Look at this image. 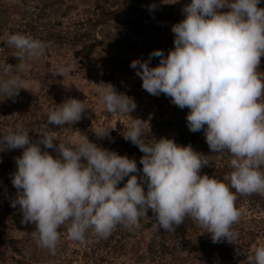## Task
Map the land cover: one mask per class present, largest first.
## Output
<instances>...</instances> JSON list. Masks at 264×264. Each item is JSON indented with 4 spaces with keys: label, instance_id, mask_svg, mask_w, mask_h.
<instances>
[{
    "label": "clouds",
    "instance_id": "obj_1",
    "mask_svg": "<svg viewBox=\"0 0 264 264\" xmlns=\"http://www.w3.org/2000/svg\"><path fill=\"white\" fill-rule=\"evenodd\" d=\"M260 3L191 0L182 9L185 18L172 26L174 48L166 56L163 50H155L147 60L130 64L149 94H164L175 106L189 109V131L203 130L210 152L217 155H205L191 144L181 146L169 138L147 143L142 134L149 124L139 118H131L123 138L144 154L139 161L142 171L135 159L98 146L79 131V142L71 147L54 143L47 132L32 140L22 125L0 136V151L23 149L15 158L17 171L11 182L17 196L11 206H20L22 224L35 225L31 235L39 247L55 256L61 227L81 244L91 243V235L107 239L117 226L139 229L149 210L157 232L163 228L174 233L190 217L211 234L213 243L235 244L239 233L233 225L241 217L238 195H264V71L260 70L264 8L258 7ZM149 8L154 10L155 5ZM6 43L25 62L42 56L48 47L19 33L10 35ZM156 57L159 65L150 67ZM13 68L0 63V93L7 98L24 89ZM65 74L61 66L55 76ZM95 86L107 112L129 115L136 109L134 99L118 93L113 85ZM85 110L84 102L68 99L49 113L43 127L72 125ZM109 130L100 127L94 133L98 139H111ZM225 155L232 169L225 177L228 183L201 175L204 167H212L215 159ZM249 259L264 264V245L256 247Z\"/></svg>",
    "mask_w": 264,
    "mask_h": 264
},
{
    "label": "trees",
    "instance_id": "obj_2",
    "mask_svg": "<svg viewBox=\"0 0 264 264\" xmlns=\"http://www.w3.org/2000/svg\"><path fill=\"white\" fill-rule=\"evenodd\" d=\"M18 1L23 4L27 0ZM172 1L98 0L94 4V10L84 20L81 19L72 26L64 27L62 19L69 15L73 7L66 6L65 0H38L41 4L38 20H51L54 17L57 19L51 24L44 22L38 33L35 32L36 27L32 22L27 23L25 27L31 33L29 36L45 42L48 45L45 52L50 49L54 52L64 49L79 52L82 56L77 63H74L68 74L52 78L50 85L41 83L44 82L43 77L35 75L37 87L19 90L21 94L12 98L0 94L4 100H10L14 106L13 110L17 113L11 123L0 120V136L6 135L9 131H15L17 125H22L24 129L30 131L29 136L32 140L39 139V133L47 132L56 140L54 143L64 142L71 147L70 138L76 137L77 131L90 132L91 121L88 114L94 106L101 105L99 89L93 94H87L86 91L97 88L95 85L103 82L113 85L118 93L126 94L134 99L137 107L130 116L147 122L150 127H145L143 130L142 139L145 142H154L153 138L157 141L162 137L169 138L174 139L181 146L191 144L195 151L209 154L210 149L205 141L203 130L193 133L187 127L186 116L189 109H180L171 103V98L164 94L159 96L149 94L142 88V80L135 74L136 70L130 67L132 61L147 60L149 54L155 50H163L166 56L169 50L174 48L172 26L185 18L182 9L191 0ZM150 5H155V9L150 10ZM258 7L264 8V0H261ZM2 23L0 19V29L3 28ZM98 37L102 39V44L97 54L106 52V56L111 58L105 59L106 56H104L100 62H97V68L101 71L95 73L97 80L91 81L96 69L89 65L86 56L96 53ZM8 46L6 42L0 41V47H3L0 63L6 62L12 65L13 73L22 63L29 64L32 61L18 60L15 57L17 50ZM159 60V57L153 58L149 66H158ZM260 70L264 71V57L261 58ZM71 77L76 78V82L71 80ZM124 79H126V86L131 85L127 89H124ZM88 83L89 87L86 85ZM71 98L84 102L86 110L82 119L72 125H48L47 129L44 128L43 124L47 123L49 113ZM153 111L155 113L152 114ZM118 114L120 113H116ZM102 115L111 121V115L114 114L105 110L102 111L99 119ZM130 124L131 120L124 122L117 120L114 125L112 124L113 126L107 125V128H110L111 139L97 138L93 141L98 146L115 151L121 156L127 155L130 159H135L138 169L142 171L143 166L139 161L144 154L131 141L123 138ZM93 134L86 135L92 137ZM41 148L54 157L57 155L53 149H44L43 146ZM22 152L23 149L0 151V195L6 191L12 193L16 190L11 180L12 174L17 171L15 158L20 157ZM222 158L229 159L226 155ZM231 171L228 160L213 162L212 167L206 166L201 170V175L214 176L228 183L225 177ZM126 180L127 178L119 187H123ZM244 206L249 209L248 215H241L239 222L233 225L239 233L235 244L227 241L213 243L211 234L190 217H186L184 223L177 227L174 233H168L163 228L157 232L153 226L155 220L151 210L148 212L149 218L140 221L139 229L129 230L123 226H117L107 239L94 235L89 236V239L97 250L99 248L107 250L106 256L100 258L98 264H231L239 261L241 264H254V261H250L249 258L254 256L257 245L264 244V195H238L236 207L241 212ZM22 218L23 213L17 208L6 205L3 211L0 209V264L60 262L59 249L53 256L47 249L39 247L31 234L13 230L15 225L22 224ZM22 225L26 229L31 227L32 232L35 231V225L32 223ZM60 232L68 236L65 227H61ZM74 242L78 245L89 244Z\"/></svg>",
    "mask_w": 264,
    "mask_h": 264
},
{
    "label": "rangeland",
    "instance_id": "obj_3",
    "mask_svg": "<svg viewBox=\"0 0 264 264\" xmlns=\"http://www.w3.org/2000/svg\"><path fill=\"white\" fill-rule=\"evenodd\" d=\"M38 2V0H36ZM35 0H27L26 3H21L18 0H0V19L3 21L2 23V29H0V34L3 32L4 34L0 35V41H3L4 43L7 41V38L13 34H24L29 35L30 31L27 30L25 27L27 23L32 22V24L35 25L36 30L35 32H40L43 25L46 23H52L56 17L52 18L51 20L45 19L44 21L38 20V15L40 12L41 4L40 2H36ZM98 0H65L66 6H72L73 9L69 13L68 16H66L63 20V26L68 27L72 26L73 23H76L80 21L81 19H85L86 16L91 13L94 9V4ZM181 0H178L180 2ZM172 2H177V0H173ZM49 21V22H48ZM45 22V23H44ZM34 32V31H33ZM102 44V39L98 37V41H96L97 50L96 53H92L87 57V61H89V65L94 67V74H92V80H97V76L95 73H98L101 71L100 68H97V62H100V59L107 55L106 52H103L101 54H97L100 45ZM11 48V46H8ZM3 47H0V56L2 55ZM82 54L79 52H70L66 51L64 49L54 52V50H49L48 52H45L42 56L34 57L32 61L27 64V67H24V63H22L19 67L15 68L16 71L15 75L19 76L22 81V87L24 89H32L30 87H37L38 84L35 82L34 78L37 77H43V81L41 83L49 84L51 83L52 78H55V73L57 69L61 66H63L66 69V73L68 74L74 65V63H77V61L80 59ZM105 59L111 58L110 56L104 57ZM82 59V58H81ZM85 59V58H84ZM86 61V62H87ZM103 70V69H102ZM104 71V70H103ZM37 75V77L35 76ZM74 82H76V78H70ZM124 89L129 88L130 86H126V79H124ZM130 81V80H129ZM132 81V80H131ZM34 82V83H33ZM50 85V84H49ZM85 85V84H84ZM88 87L90 86L89 83L86 84ZM21 89V90H24ZM97 88H91L87 89L86 93L93 94L97 92ZM3 94V93H0ZM21 92L18 93L20 95ZM170 102V101H169ZM14 109L13 104L10 102V100H4L3 96L0 95V120L4 123H11L13 119L17 116V113ZM103 105H96L92 109V111L88 114V117L91 121V129L90 132H82V135L87 136L86 134L90 135V133H94L96 129L100 127H107V125H114V123L119 121H128L131 120V116L128 114H114L111 115V121L107 120V117L105 115H102L99 119V116L102 114V111H105ZM18 111V110H17ZM155 113V111L152 112V114ZM112 125V126H113ZM88 140L90 142L95 143V139H97V136L95 133L93 136L88 137ZM94 138V139H93ZM71 145L74 146L79 142L78 135L74 138H70ZM207 155H217L216 153L210 152ZM229 159H223L222 156L215 159L213 162H226ZM17 196V190L13 191L12 193L4 192L0 197L2 199L0 200V209L3 211V209L7 206H11L12 202L16 199ZM12 207V206H11ZM15 208L20 210V206L17 205ZM249 209L248 207L244 206L241 210V215H248ZM7 224V223H6ZM7 226H10L8 223ZM13 230L21 233L31 234L32 229L31 227L25 228V226L21 225H15L13 227ZM148 235V233L146 234ZM147 237V236H146ZM146 240V239H145ZM263 244V243H262ZM264 245V244H263ZM260 245H257V247ZM61 251V260L60 262H56L54 264H98L99 259L106 256L107 250H99L96 249L94 244L89 243L85 245H78L76 242H74L72 239H70L68 236H65L64 234H61V243L59 244L58 248ZM108 257L111 258V255L108 254ZM170 258V257H168ZM11 264V263H10ZM231 264H241L239 262H232Z\"/></svg>",
    "mask_w": 264,
    "mask_h": 264
}]
</instances>
